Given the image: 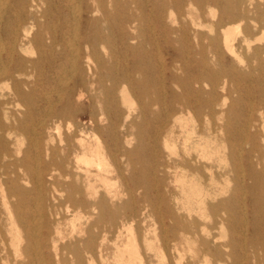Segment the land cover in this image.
Returning <instances> with one entry per match:
<instances>
[{
	"label": "bare ground",
	"instance_id": "bare-ground-1",
	"mask_svg": "<svg viewBox=\"0 0 264 264\" xmlns=\"http://www.w3.org/2000/svg\"><path fill=\"white\" fill-rule=\"evenodd\" d=\"M183 1L0 0V264L103 260V208L109 206L103 191L112 203L131 199L124 205L131 215L112 225L118 237L125 229L129 234L117 264H145L132 226L146 213L154 236L160 222L163 243L174 244L176 264H264V0H202L218 8L210 24L216 33H195L194 50L181 38L185 27L165 23L172 20L168 5L180 10ZM152 16L175 53L170 66L156 53ZM147 32L150 51L137 43ZM5 83L11 95L2 90ZM135 99L141 102L137 115ZM15 103L24 107L21 117ZM145 122L148 163L140 157L142 143L133 151L126 147L135 140L133 128L145 130ZM113 175L125 188H112ZM170 178L174 188L166 183ZM221 178L234 186L219 189ZM96 210L93 227L75 223ZM68 216L73 220L65 235ZM217 223L229 230L228 240L212 233ZM191 243L200 247L192 262L179 248ZM158 264H168L163 252Z\"/></svg>",
	"mask_w": 264,
	"mask_h": 264
},
{
	"label": "rangeland",
	"instance_id": "rangeland-1",
	"mask_svg": "<svg viewBox=\"0 0 264 264\" xmlns=\"http://www.w3.org/2000/svg\"><path fill=\"white\" fill-rule=\"evenodd\" d=\"M158 1V0H157ZM171 1V0H169ZM184 4L182 5L181 9L179 10L177 7L174 6V4H170L168 5V11L167 13H172V20H166V26H168V28H175V29H181V27H185L187 30V33L181 37L183 39H185V41H187L189 43L188 48L190 50H194V46L197 43V39L194 37V34L199 32V33H203L208 37H212L215 35V31H211L210 29V24H212L214 22V17L212 16V14L214 13H218V8L215 7L214 5L211 4H207L204 3L202 0L199 3V0H184L183 1ZM194 6V7H193ZM150 8H147V12L149 11ZM174 12V13H173ZM192 21H195L196 23H200L203 22V26H194L192 25ZM158 20L156 16H152L151 19H149V24L152 25L153 27L155 26V30L152 32L153 35H155L157 37V47L155 48L156 53L159 55V57H161L162 59H164V62L166 65L170 66L171 63V59L175 56V53L168 49L165 46V39L164 37H162V30L159 27L158 24ZM160 32V34H159ZM140 34V33H139ZM146 36V37H145ZM148 36H150L149 32H147L144 34V38L142 39L141 37L139 38V40L137 41V43L142 41V48L146 51H150L153 50L151 44H150V39L148 38ZM172 39L177 40L178 37L176 36H171ZM204 43L208 46V39H204ZM177 48H179L180 51H182V46L177 44ZM107 52H109V49H105ZM160 51V52H159ZM100 52L103 53V50L100 49ZM226 53V52H225ZM224 53V54H225ZM34 57H36V54L33 55ZM231 61V56L226 53L225 54V64H228ZM185 74H183L184 76ZM11 84L10 83H5L2 85V90L4 91V93L6 95H11L12 93V89H11ZM205 91H208L210 89V85H208L207 83L205 84ZM220 93H222L223 95L226 93V91L223 90H219ZM90 94L92 95H98L101 96L99 91H97V93L94 91L90 90ZM11 97V96H10ZM148 98L145 97L142 102L147 101ZM82 103H86L87 102V98H84L83 100H81ZM168 105L170 103V101H167ZM141 102L136 100L134 101V108L136 109V115L137 113H139V107H140ZM95 108L96 110L99 112L101 111L102 105H101V99L97 98V102H95ZM12 109L16 111L17 116L21 117L23 112H24V107L19 103H15V105H12ZM85 113L86 115L83 118V121L85 122V126H86V131L90 134L89 136H92L91 141L94 142V138H93V131H91L90 129V119H89V110L87 107H85ZM135 115V116H136ZM191 116H196L195 113L191 114ZM190 116V117H191ZM205 119L204 116H202V120ZM71 123H73V121L68 120ZM68 121H65L61 124V131L63 134L68 133ZM204 121V120H203ZM138 122L140 123L141 120L139 119ZM145 130L140 131L137 128H133V132H134V138L135 140L133 141L132 145H128L126 146L128 151H133L135 148H137V143H142L144 145L143 150L140 151V157L146 162L148 163L149 160V150H148V144H149V126H148V122H145ZM178 133L177 135H181V130L180 128L177 129ZM103 139H105V137H103ZM197 136L194 137L193 140V145L194 143L197 142ZM183 144H182V140H180L179 142V148L180 150H182ZM226 148V147H225ZM227 149V148H226ZM227 151V150H226ZM160 152H161V162L166 163L168 160V152L164 149L163 147V139H161L160 141ZM136 158V157H135ZM135 160V159H134ZM136 161V160H135ZM219 164V163H218ZM222 167H225L224 165H227V163L223 162ZM216 166V164H215ZM129 169H131L129 167ZM214 170L219 173H221V171L223 170L222 168H218L216 166V168H214ZM126 176H129V172H126ZM206 176L208 177L209 175L206 174ZM173 178H170L168 180H166V183L169 184L170 186L174 188V183H173ZM219 184L218 187L219 189H221L222 187H233L234 183L230 182V184L227 185L226 180H224L223 178L219 179ZM110 184L112 186L113 189H122L125 188V186H123L121 180L117 179L115 177V175L112 176V180L110 181ZM136 196H139L140 194H142V190H138L136 191ZM178 195V194H177ZM231 195V190L229 192H225L222 193L220 195H218V200H224L229 198ZM107 200L109 203L108 208H103V260L102 259H98L97 258V264H117V258H118V249L122 250L125 245L128 243L129 241V234L127 232V229L122 230V234L121 236L118 237V233H117V229H113L112 225L114 223V219H116V221H120L121 218H123L124 216H130L131 213L127 210L124 209V205L125 203L131 201L130 197L128 195H125L124 197H122L121 199L115 200L113 203L110 202V200L107 198V196L105 195L104 191H103V200ZM141 206H144L142 203L137 202L136 203V207L140 208ZM195 215V214H193ZM99 216H100V212L99 211H92V215L89 217V220L85 217L81 218L80 220H78V218L74 219L75 223L80 226L82 228L85 229H89L90 227H93L96 223H98L99 221ZM73 217L68 216V220H65L64 223L62 224V228L63 231L65 233V235H69L70 232V227H69V223L70 220ZM142 219V222L139 223H133L132 226V234L135 236V239L137 240V244L139 246V250L141 252V255L143 256L144 260H145V264H158L159 263V257L162 255V252L165 255V262L168 264H176V260L178 258V253L175 251L174 249V244L171 243L169 246L165 245V243H163V239L161 237V224L160 222L157 223L156 228H157V233L158 238H156L154 236V234L152 233V227L153 226V218L148 216V213H146L143 216H140L139 219ZM162 220L165 221V224L167 227H170V223L169 220H167L165 214H162L161 217ZM73 220V219H72ZM199 223H205L204 221H202L199 218ZM226 230V231H225ZM224 231V232H223ZM127 232V233H126ZM212 233L218 237H223L224 240H228L229 239V230L227 229V227L222 226L221 224L217 223L215 224L214 229L212 230ZM145 237L148 238V243H150L153 247V251L149 250L148 245L145 242ZM223 239L221 240L224 241ZM155 246V247H154ZM179 248L181 250H183L184 254H185V261H194V258L196 257V255H198L197 253L199 252V245L197 243H191L190 245H179ZM174 251V252H173ZM193 251V252H192ZM195 255V256H194ZM210 264H220L219 261H214V263H210Z\"/></svg>",
	"mask_w": 264,
	"mask_h": 264
}]
</instances>
